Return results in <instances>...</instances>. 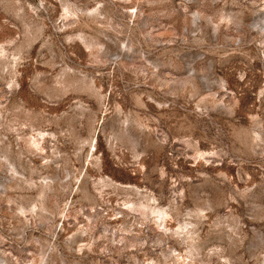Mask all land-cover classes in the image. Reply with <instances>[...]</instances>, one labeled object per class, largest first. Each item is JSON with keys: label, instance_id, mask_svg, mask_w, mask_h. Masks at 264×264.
<instances>
[{"label": "rangeland", "instance_id": "374dc122", "mask_svg": "<svg viewBox=\"0 0 264 264\" xmlns=\"http://www.w3.org/2000/svg\"><path fill=\"white\" fill-rule=\"evenodd\" d=\"M0 264H264V0H0Z\"/></svg>", "mask_w": 264, "mask_h": 264}]
</instances>
